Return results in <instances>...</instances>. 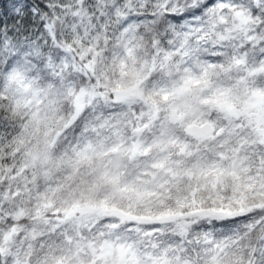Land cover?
Returning a JSON list of instances; mask_svg holds the SVG:
<instances>
[{"label": "snow or ice", "instance_id": "1", "mask_svg": "<svg viewBox=\"0 0 264 264\" xmlns=\"http://www.w3.org/2000/svg\"><path fill=\"white\" fill-rule=\"evenodd\" d=\"M0 264H264V0H0Z\"/></svg>", "mask_w": 264, "mask_h": 264}]
</instances>
